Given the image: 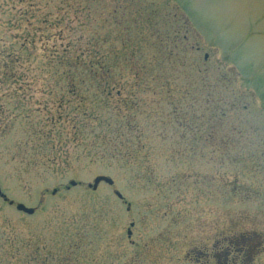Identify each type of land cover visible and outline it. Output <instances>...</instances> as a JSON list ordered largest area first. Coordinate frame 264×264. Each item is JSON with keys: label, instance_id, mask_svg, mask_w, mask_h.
<instances>
[{"label": "rangeland", "instance_id": "374dc122", "mask_svg": "<svg viewBox=\"0 0 264 264\" xmlns=\"http://www.w3.org/2000/svg\"><path fill=\"white\" fill-rule=\"evenodd\" d=\"M0 185V264H264V0H0Z\"/></svg>", "mask_w": 264, "mask_h": 264}, {"label": "flooded vegetation", "instance_id": "af4514ba", "mask_svg": "<svg viewBox=\"0 0 264 264\" xmlns=\"http://www.w3.org/2000/svg\"><path fill=\"white\" fill-rule=\"evenodd\" d=\"M234 242L230 243L229 246L224 247L225 250H222L223 252H221L220 249H216L214 248V252H203V251H199L198 255H200V257L202 258H198L199 262H197L196 264H224L223 262L219 261V255L221 252V256L223 257L222 260L224 262H226V264H244L245 262L249 263V259L253 260L251 257V250L243 245L241 247H237V243ZM206 260H209L208 262H206ZM216 262H214V261Z\"/></svg>", "mask_w": 264, "mask_h": 264}, {"label": "water", "instance_id": "95a60500", "mask_svg": "<svg viewBox=\"0 0 264 264\" xmlns=\"http://www.w3.org/2000/svg\"><path fill=\"white\" fill-rule=\"evenodd\" d=\"M107 182L108 184L112 185L114 183L113 179L109 178V177H106V176H97L94 180V184L91 185L93 187V189H96L98 187V185L102 182ZM72 185H76V182L75 181H72L71 182ZM117 194L122 197V195L117 192ZM0 196L5 198L7 200V197L5 196V194H3L2 192V189H1V185H0ZM11 204H13L12 201H10ZM16 208L19 210V211H23L27 214H33L35 212V209L34 208H30V207H27L26 205H24L23 203H19L16 205ZM129 234H131V231L129 232Z\"/></svg>", "mask_w": 264, "mask_h": 264}, {"label": "trees", "instance_id": "16d2710c", "mask_svg": "<svg viewBox=\"0 0 264 264\" xmlns=\"http://www.w3.org/2000/svg\"><path fill=\"white\" fill-rule=\"evenodd\" d=\"M109 69L107 67V64H101L99 62H95L93 64H90V67H89V71L92 73V75H98L97 77L100 78V77H103L105 78L106 75H108L109 73ZM100 76V77H99ZM203 252H206V251H203ZM197 256H195V258H193L194 260H196L197 262H199L198 258H202L200 257V255H198V253L196 254ZM209 260H206V262H208Z\"/></svg>", "mask_w": 264, "mask_h": 264}]
</instances>
